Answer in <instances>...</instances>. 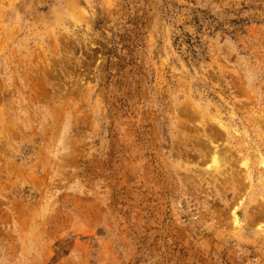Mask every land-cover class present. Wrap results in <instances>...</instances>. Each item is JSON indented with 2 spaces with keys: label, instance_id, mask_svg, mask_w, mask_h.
I'll use <instances>...</instances> for the list:
<instances>
[{
  "label": "rangeland",
  "instance_id": "rangeland-1",
  "mask_svg": "<svg viewBox=\"0 0 264 264\" xmlns=\"http://www.w3.org/2000/svg\"><path fill=\"white\" fill-rule=\"evenodd\" d=\"M0 264H264V0H0Z\"/></svg>",
  "mask_w": 264,
  "mask_h": 264
}]
</instances>
